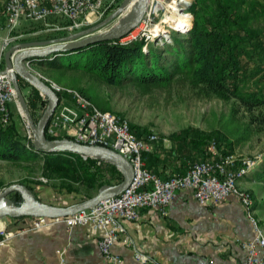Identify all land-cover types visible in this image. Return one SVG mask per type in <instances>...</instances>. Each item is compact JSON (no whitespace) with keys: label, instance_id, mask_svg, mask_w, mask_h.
I'll return each mask as SVG.
<instances>
[{"label":"trees","instance_id":"trees-1","mask_svg":"<svg viewBox=\"0 0 264 264\" xmlns=\"http://www.w3.org/2000/svg\"><path fill=\"white\" fill-rule=\"evenodd\" d=\"M245 1L194 0L189 8L193 15L192 26L178 43V48H174L171 59L161 57L163 54L153 48L143 50V41L121 44L118 40H109L89 44L61 56L54 57L52 54L37 58L34 65L47 79L65 89L79 92L103 111H112L110 101L97 94L92 87L85 86L82 82L83 75L108 86L129 82L142 92H149L155 87L165 88L176 77H183L204 96H216L223 100L233 98L237 106L243 107L249 114L248 119L238 115V108L233 106L228 112L212 111L205 130L186 126L181 131L173 132L168 137L171 147L167 150L163 149L162 137H156L150 142L164 152L174 151L176 159L180 160L179 171L184 172L190 164L209 159L213 143L217 146L218 153L231 154L234 148L252 138L259 129L257 124L264 123V115L251 114L264 107V87L243 91L248 79V67L255 52L262 46L259 35L249 24V14L240 11ZM89 26L91 25L82 28ZM67 34L69 33L65 30H58L44 39ZM19 41L27 42L30 39ZM18 83L29 110L37 121L40 114L36 113L38 109L45 108L47 99L23 78L18 77ZM26 87H29L27 94L23 91ZM57 94L61 100L62 95L59 92ZM10 120L7 124L0 121V160L35 162L42 158L43 169L59 178V186L63 191L73 193L81 191L74 182L89 190L121 180V172L108 162L100 161L98 164V159L83 158L70 151L35 150L32 140L21 135L16 124ZM129 128L137 138L145 141L151 134L147 126L129 123ZM46 135L51 139L67 137ZM154 153L151 150L142 153L145 167L153 173L156 172L154 166L160 162ZM24 185L33 191L31 184ZM9 196L16 203L21 200L18 192H12ZM35 196L37 197L36 194ZM77 198L82 200L86 196L80 195Z\"/></svg>","mask_w":264,"mask_h":264},{"label":"built area","instance_id":"built-area-1","mask_svg":"<svg viewBox=\"0 0 264 264\" xmlns=\"http://www.w3.org/2000/svg\"><path fill=\"white\" fill-rule=\"evenodd\" d=\"M149 0L146 11L139 24L123 37L117 39L121 44L143 41V50L149 43H169L171 33L180 32L172 23L164 21V15L170 17L177 10L167 6L163 15L159 13L158 3L163 0ZM112 0H7L4 5L6 34L0 37V121L7 124L10 120V104L18 103L12 84V69L6 67L4 53L8 45L17 40L11 35L24 21L43 22L62 19L65 25H56L55 29L70 33L83 29L104 14L105 7ZM189 14L190 22L192 13ZM175 12V13H174ZM158 26V30L155 27ZM186 31V30H184ZM155 32H157L155 34ZM182 33V32H181ZM31 69L36 72L32 67ZM48 82L56 92L62 95L60 103L52 114L46 134L67 136L79 143L100 145L111 148L123 155L133 167V176L129 185L117 195L106 197L93 207L79 210L73 214L60 217H31L28 229H38L52 223H62L66 227L91 225L101 230L98 241L105 264H119L121 257L112 251L113 244L122 240L130 243L125 235L123 220H135L142 207H153L162 214L179 190L190 189L200 204L218 202L229 195H235L242 203L246 216L254 231V236L242 242L245 260L241 264H264V232L255 214L251 191L240 187L239 181L253 170L260 162V155L255 157H236L234 154H220L214 143L212 156L207 160L190 164L181 173L162 178L145 167L143 151L148 150L149 143L156 139L151 133L147 141L137 138L129 128L127 119L117 116L112 111L101 110L79 92L54 83L41 73L38 74ZM28 138L32 139L28 129ZM86 158V157H83ZM100 163V160L97 162ZM5 237L9 233L3 230ZM4 237L0 238V244ZM134 257L140 264H156L154 259L139 251Z\"/></svg>","mask_w":264,"mask_h":264},{"label":"crops","instance_id":"crops-1","mask_svg":"<svg viewBox=\"0 0 264 264\" xmlns=\"http://www.w3.org/2000/svg\"><path fill=\"white\" fill-rule=\"evenodd\" d=\"M258 2L261 4L258 13L264 19V0ZM32 68L37 70L35 65ZM162 146L167 150L171 144L164 139ZM148 150L155 151L154 156L160 159L154 166L158 176L167 178L180 172V160L174 151L164 152L151 143ZM239 152L236 147L232 154L243 157ZM254 169L239 181L240 187L251 192L264 175V169L262 172ZM61 192L66 194L62 201L54 202L49 196L45 200L37 197L43 202L64 206L80 201L77 198L80 195L87 198L96 193L87 195L85 189L79 193ZM30 221L28 216L0 219V231L9 233L5 237L0 233V238L4 237L0 244V264H105L98 247L101 230L91 225L68 228L62 223L30 230L27 228ZM122 224L131 242L118 240L113 244L112 251L121 257L119 264H140L134 257L136 251L150 255L156 264H241L246 255L242 242L254 236L244 207L235 195L200 204L190 189L177 191L165 214L153 207H142L137 219L123 220ZM261 227L264 232V226Z\"/></svg>","mask_w":264,"mask_h":264},{"label":"rangeland","instance_id":"rangeland-1","mask_svg":"<svg viewBox=\"0 0 264 264\" xmlns=\"http://www.w3.org/2000/svg\"><path fill=\"white\" fill-rule=\"evenodd\" d=\"M6 1L7 0H0V36L6 34V29L4 28V5ZM122 1L123 0H112V2H108L103 11V16L98 19L92 18L91 23L88 25H93L103 19L118 7ZM178 1L179 0H163L159 5L160 15L165 13L167 8L166 4L172 5L171 8H175L173 2ZM192 2H194V0H188L186 4L182 5V7L185 8V11L190 12L189 8ZM245 4L246 7L241 8L240 11H243L244 14L245 12L249 14L251 18L249 24L251 25V28L255 30L256 34L259 35V41L262 39L263 42L261 41L262 46L258 49V52H255L252 63H250L248 67V79L243 86L244 92L264 87V79H262L264 76V19L262 18V13H258L261 4L258 0H246ZM128 11L129 9L124 13H127ZM192 21L193 16L191 22L189 18L186 31H183L182 33L172 32V41L169 43L161 44L152 42L148 44L146 50L153 48L163 54L161 57L171 59L175 52L174 48H178V43L185 37L188 30L191 28ZM48 22V25L43 22H22L14 32L10 33L12 36L17 35V40L10 43L7 49L11 45L20 42V39L28 38L30 41H35L37 38L44 39L47 35L58 31L55 29L56 25H65L66 23L62 19L50 20ZM67 32L70 33L69 31ZM35 68L37 70H34L40 73L39 68L37 66H35ZM82 82L85 86L92 87L97 94L109 100L114 114L127 119L130 124L147 126L150 132L155 134L156 137H162V142L164 139L170 142L168 139L169 135L175 131H181L186 126L201 130L207 129L208 120L211 117L212 111L217 113L228 112L233 106H235L238 108V115L245 119L249 118V114L245 112L243 107L237 106L233 98L223 100L216 96H204L191 87L188 81L183 77H176L170 86L165 88L155 87L149 92H142L134 84L129 82L118 86H108L103 83H98L88 75H83ZM28 90L29 87H26L25 89L23 88L25 94H27ZM10 107V117L12 116L10 121H13L16 124L18 132L21 135H26V137H28L26 122L19 113L17 103L13 102L10 104ZM42 111L43 109H38L36 114L39 115ZM251 114L254 116L264 115V107L260 110L252 111ZM257 125L259 126V129L254 133L252 138L247 143L238 146L237 148L240 150L239 153H242L241 155H243V157H255L260 155V162L254 170L262 172L264 169V123ZM215 147L216 151H218L217 146ZM58 180V177H55V175L43 169L42 158L35 162H12L0 160V190L10 183H27L32 185L33 192L41 200H45V198L49 196L53 198L54 202H57L65 200L66 198V194L64 195L61 192L62 189L59 186L60 184ZM258 182L259 183L251 194L254 200L255 214L259 220L260 226H264L263 174ZM74 185L79 187L80 190H84V188L78 183L74 182ZM85 191L87 192V195H92L96 192V189ZM258 191L261 192L259 195L256 193ZM255 199L257 200V205Z\"/></svg>","mask_w":264,"mask_h":264},{"label":"water","instance_id":"water-1","mask_svg":"<svg viewBox=\"0 0 264 264\" xmlns=\"http://www.w3.org/2000/svg\"><path fill=\"white\" fill-rule=\"evenodd\" d=\"M148 1L135 0L129 11L124 13L130 0H123L110 14L89 27L58 38L18 42L5 51L4 61L6 67L12 69L11 77L17 96V107L31 132L34 149L45 152L70 151L78 153L82 157H92L105 161L115 165L121 172L122 178L117 183L101 185L92 196L64 206H57L39 200L34 192L24 184L10 183L0 190V219L3 217L18 218L25 216L51 218L67 216L79 210L93 207L100 200L119 194L129 185L133 176V167L119 152L105 146L79 143L69 137L54 139L47 137L46 127L59 104L60 97L49 83H46L31 69V65L35 64L37 58H44L52 54L57 57L65 52L89 44L117 40L123 37L139 24L146 11ZM18 77L26 80L47 99L45 108L37 121L34 120L29 110L18 83ZM12 192L20 194V202L16 203L9 196Z\"/></svg>","mask_w":264,"mask_h":264},{"label":"bare ground","instance_id":"bare-ground-1","mask_svg":"<svg viewBox=\"0 0 264 264\" xmlns=\"http://www.w3.org/2000/svg\"><path fill=\"white\" fill-rule=\"evenodd\" d=\"M135 0H130L128 6L126 7V9L124 10V12H126L128 9L131 8V6L133 5ZM188 0H179L178 2H173V4L175 5V9L177 10L176 14L172 15L171 17L168 14L164 15V21H169L170 23H172L175 27H177L178 30H180V32H183L184 30H187V25L189 22V14L185 13L184 11H182L181 9L183 8L182 5L186 4ZM160 2V0L158 1ZM158 5H160V3H158ZM168 7L171 8L172 5L166 4ZM175 13V12H174ZM158 26L155 27V30H158ZM157 32H155L156 34Z\"/></svg>","mask_w":264,"mask_h":264}]
</instances>
